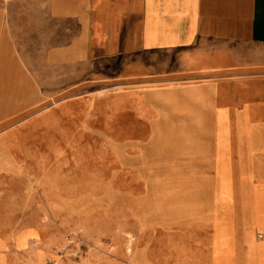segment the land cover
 Instances as JSON below:
<instances>
[{"label":"rangeland","instance_id":"rangeland-1","mask_svg":"<svg viewBox=\"0 0 264 264\" xmlns=\"http://www.w3.org/2000/svg\"><path fill=\"white\" fill-rule=\"evenodd\" d=\"M159 59L164 69H176L173 54L154 61ZM143 61L154 62L150 54ZM126 72L124 57L80 61L77 68L63 69L61 83L41 87L61 92V99H47L44 107L77 97L72 115L57 118L56 132L34 130L40 122L34 113L42 108L36 84L29 101H0V108H30L0 116V137L14 124L1 139L0 159H7L6 145L16 159L14 174L0 175L1 225L13 223L17 231L30 225L33 245L46 249L42 264H213L215 251L230 254L232 264H249L253 219L247 205L264 166L246 174L245 159H237L244 178L234 176L233 188L242 185L245 206L226 212L216 206L217 188L232 185V161L220 142L230 119L215 108L214 87L205 97L192 88L213 80L151 82ZM236 120L244 129L251 124L247 113ZM245 137L249 151L261 147L250 132ZM237 228L242 240L236 243ZM239 250L240 263L233 258Z\"/></svg>","mask_w":264,"mask_h":264},{"label":"crops","instance_id":"crops-1","mask_svg":"<svg viewBox=\"0 0 264 264\" xmlns=\"http://www.w3.org/2000/svg\"><path fill=\"white\" fill-rule=\"evenodd\" d=\"M148 54L152 61L155 56L173 54L176 69H164L165 62L160 59L146 64L143 57ZM118 56L126 60L125 77H151V82L178 77L213 80L210 86L198 83L192 88L205 97L214 87V106L227 112L230 119L220 142L232 161V185L217 188L216 206L224 212L236 205L243 210L242 185L236 192L233 188L234 176L244 178L238 172L237 159H245L246 174L264 166V0H0V101H29L31 85L36 84L39 92L35 99L42 108L34 113L40 121L34 130L49 127L56 132L57 126L61 128L57 118L71 116L77 98L44 107L41 105L47 99H61V92L48 93L41 87L61 83L63 69L77 68L80 61L94 64ZM27 104L23 108L11 103L9 108L2 106L0 116L24 114L30 110ZM134 112L141 116L138 109ZM246 113L251 124L244 129L235 118ZM13 129L14 124L0 137L2 155L1 139L8 138ZM248 132L258 139L255 144L261 145L254 151L248 149ZM7 149L6 145L7 159H0V175L14 174L16 159ZM154 156L159 159L158 153ZM223 160L224 168L228 161ZM257 180L247 205L253 219L249 264H264V174ZM203 181L200 191L205 188ZM242 219L241 214L237 226ZM238 232L236 243L242 240V231ZM35 242L30 225L17 231L13 223H0V252L6 249L0 261L4 264H42L46 249L33 245ZM211 254L213 264H232L230 254ZM234 256L243 262L241 250Z\"/></svg>","mask_w":264,"mask_h":264}]
</instances>
